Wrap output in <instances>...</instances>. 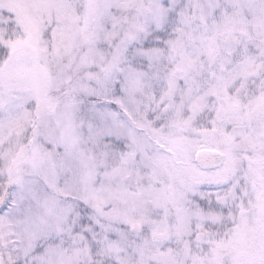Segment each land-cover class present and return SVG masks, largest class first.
Listing matches in <instances>:
<instances>
[{
    "label": "snow or ice",
    "instance_id": "obj_1",
    "mask_svg": "<svg viewBox=\"0 0 264 264\" xmlns=\"http://www.w3.org/2000/svg\"><path fill=\"white\" fill-rule=\"evenodd\" d=\"M0 264H264V0H0Z\"/></svg>",
    "mask_w": 264,
    "mask_h": 264
}]
</instances>
